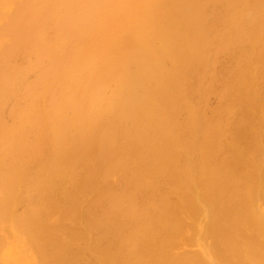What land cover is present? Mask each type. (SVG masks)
<instances>
[{
  "label": "bare ground",
  "instance_id": "bare-ground-1",
  "mask_svg": "<svg viewBox=\"0 0 264 264\" xmlns=\"http://www.w3.org/2000/svg\"><path fill=\"white\" fill-rule=\"evenodd\" d=\"M0 264H264V0H0Z\"/></svg>",
  "mask_w": 264,
  "mask_h": 264
}]
</instances>
